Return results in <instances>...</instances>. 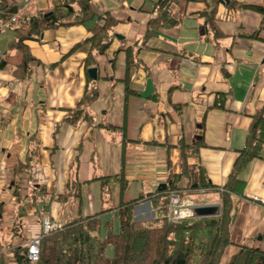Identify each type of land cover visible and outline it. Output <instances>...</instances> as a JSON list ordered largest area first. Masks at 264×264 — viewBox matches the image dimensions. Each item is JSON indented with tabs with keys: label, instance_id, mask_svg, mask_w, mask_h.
I'll return each mask as SVG.
<instances>
[{
	"label": "crops",
	"instance_id": "1",
	"mask_svg": "<svg viewBox=\"0 0 264 264\" xmlns=\"http://www.w3.org/2000/svg\"><path fill=\"white\" fill-rule=\"evenodd\" d=\"M2 1L26 17L55 4ZM158 1L90 0L96 15L108 13L116 21L103 54L85 42L91 37L86 27L75 24L46 28L24 41L35 59L28 78L15 79L9 64L0 67V243L6 254L9 243L39 236L44 218L64 225L105 211L102 221L115 222L121 203L178 175L201 123V145L186 162L204 168L213 186L206 193L221 202L251 118L264 105L262 17L242 8L262 0H237V7L217 0L220 35L212 40L198 15L211 9L212 0L188 3L183 16L172 6L175 25L151 29L143 40ZM13 39L0 19V62ZM89 68H96L95 79ZM86 86L95 88V97L70 122ZM237 178L242 194L229 195L230 244L220 264L242 244L257 242L264 250V150ZM184 185L181 179L178 187ZM16 221L19 235L11 230Z\"/></svg>",
	"mask_w": 264,
	"mask_h": 264
},
{
	"label": "trees",
	"instance_id": "2",
	"mask_svg": "<svg viewBox=\"0 0 264 264\" xmlns=\"http://www.w3.org/2000/svg\"><path fill=\"white\" fill-rule=\"evenodd\" d=\"M206 1L159 0L152 10L154 17L146 23L143 40L153 34L151 29L175 25L176 21L171 16L172 6H177L183 16L188 3ZM212 1L211 9H205L198 14L204 19V36L210 40L220 35L214 21L217 0ZM228 4L232 7L240 5L237 0H228ZM17 8L9 7L1 0L0 19L5 21L14 39L12 47L3 53L0 67L9 64L11 73L17 80L30 76L32 62L35 60L24 41L37 39L46 28L84 25L91 33V37L85 42H90L92 49L99 54L106 51L115 36L113 28L116 21L108 13L96 15L90 0H55L52 9L39 11L37 15L30 17L18 15L17 21L13 22L11 18L18 13ZM242 8L259 13L262 17L260 28L264 29V0L261 5H243ZM183 55L191 56L188 53ZM95 94L94 87L86 86L78 105L80 108L73 113L72 119L67 117L70 122L79 119L83 105L93 100ZM263 110L264 105L251 118L244 145L223 186L218 216H196L194 219L175 222L167 219L169 193L177 192L179 196H184V192L178 187L181 179L189 191L208 192L213 188L202 166L188 165L186 162L187 156L194 154L201 145V123L196 131L198 137L188 149L190 153L186 150L181 155L178 175L167 178L166 183L152 193L141 194L135 200L121 203L115 208V222L102 221L101 216L105 211H101L61 225L60 228L41 236L39 255L35 262L27 257L28 246L24 238H20L21 242L17 245L9 243L8 254L2 249L3 243H0V264H8V260L15 264H220L224 249L230 244L229 195L233 192L242 194L243 182L237 178V174L248 161L258 157L264 150ZM113 178H118V175ZM119 180L123 185L122 175H119ZM32 193L29 198L33 202L35 193ZM143 200L149 202L154 218L139 223L133 219V213L136 205ZM11 230L19 235L20 223L14 222ZM257 239H261V235ZM227 264H264V250L258 246L239 245Z\"/></svg>",
	"mask_w": 264,
	"mask_h": 264
},
{
	"label": "built area",
	"instance_id": "3",
	"mask_svg": "<svg viewBox=\"0 0 264 264\" xmlns=\"http://www.w3.org/2000/svg\"><path fill=\"white\" fill-rule=\"evenodd\" d=\"M11 21L16 22L17 17L14 15ZM198 206L192 204L189 200L182 201L177 192L169 193L168 203V219H181L184 217H196V208ZM61 225L44 218L42 221V234L36 238L30 239L28 243L27 257L30 261L35 262L39 255V241L42 235H46L52 230L60 228Z\"/></svg>",
	"mask_w": 264,
	"mask_h": 264
},
{
	"label": "rangeland",
	"instance_id": "4",
	"mask_svg": "<svg viewBox=\"0 0 264 264\" xmlns=\"http://www.w3.org/2000/svg\"><path fill=\"white\" fill-rule=\"evenodd\" d=\"M180 191L186 193L187 195H190L188 197H184V196L180 195V198L182 201H183V199H186L189 201L191 200L190 202L192 204L198 206V207L209 206L210 208H213L215 210V212H216V214H214L215 216H218L220 214V210H221V204L220 203L221 202L218 204V201H216V199H215L216 197L211 199L210 194H207L204 190H198L195 192L189 191L188 188L186 189V187L184 185L182 188H180ZM147 204H149V202H147L146 200H143L139 204H137L136 207L134 208V211H135V209H137L136 215H135V213H133V217H134L133 219L136 222H139V223L147 222V221H150L154 218V211L150 207V204H149V208H148ZM216 205H218L219 208ZM194 218H195V216L193 218L184 217V218H181L178 220L169 219L168 221L169 222H175V221L188 220V219H194ZM167 219H168V217H167ZM28 243H29V240L27 241V246H28ZM253 246H257V242H255V243L253 242ZM229 259H228V261H229Z\"/></svg>",
	"mask_w": 264,
	"mask_h": 264
},
{
	"label": "water",
	"instance_id": "5",
	"mask_svg": "<svg viewBox=\"0 0 264 264\" xmlns=\"http://www.w3.org/2000/svg\"><path fill=\"white\" fill-rule=\"evenodd\" d=\"M88 76L91 79H95L96 78V68H89ZM214 213H215V210L213 208H210L209 206L196 208V216H212L214 215Z\"/></svg>",
	"mask_w": 264,
	"mask_h": 264
}]
</instances>
